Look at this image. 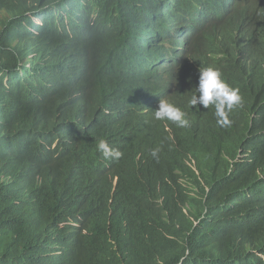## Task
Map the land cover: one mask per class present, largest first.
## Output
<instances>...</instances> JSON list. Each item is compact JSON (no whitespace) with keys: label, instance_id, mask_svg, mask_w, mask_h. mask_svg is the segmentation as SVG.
<instances>
[{"label":"trees","instance_id":"16d2710c","mask_svg":"<svg viewBox=\"0 0 264 264\" xmlns=\"http://www.w3.org/2000/svg\"><path fill=\"white\" fill-rule=\"evenodd\" d=\"M69 1L92 6L90 16L61 6ZM114 2L0 0V264H264L260 26L237 17L199 40L221 48L212 66L239 89L231 124L201 107L158 159L136 165L139 138L120 133L111 107L115 73L166 34L157 19L140 22V7L110 10ZM100 140L121 158L105 159Z\"/></svg>","mask_w":264,"mask_h":264},{"label":"clouds","instance_id":"9594fccd","mask_svg":"<svg viewBox=\"0 0 264 264\" xmlns=\"http://www.w3.org/2000/svg\"><path fill=\"white\" fill-rule=\"evenodd\" d=\"M135 1L140 6H121L125 1L115 0V6L107 7L119 11L140 7V22L152 25L157 19L156 26L166 34L159 39V47L141 46V52L134 60L115 73L122 87L115 93L111 107L120 115V133L133 132L138 136L139 146L134 150L136 155L131 156L136 165H142L141 158L158 159L162 152L168 150L172 146L173 128L194 124L191 117L201 107L215 114L219 126L231 124L229 113L242 105L239 89L229 86L221 71L212 66L214 58H223L222 51H219L221 48L205 51L199 40L213 27L220 34L223 24L237 17L247 25L260 26L264 38V0H252L249 6V0H229L227 4L224 0H213L212 3L209 0H194L192 3L184 0ZM180 3L183 6H177ZM170 4L172 7H169ZM61 6L85 19L90 16L92 8L70 6V1L61 3ZM201 12L207 15L204 20L197 21L195 28L180 24L185 18H197ZM34 23L41 25L39 20H34ZM171 23H176V26ZM165 25H171L173 32H170L171 27H163ZM183 30L187 32L185 37ZM167 49L169 53H166ZM180 51V56L174 58ZM131 63L139 70L135 71ZM141 69L150 70V78L144 80ZM258 133L259 139L264 142V128L260 127ZM97 150L105 159L119 160L122 156L120 150L110 147L104 140L98 142Z\"/></svg>","mask_w":264,"mask_h":264},{"label":"bare ground","instance_id":"6f19581e","mask_svg":"<svg viewBox=\"0 0 264 264\" xmlns=\"http://www.w3.org/2000/svg\"><path fill=\"white\" fill-rule=\"evenodd\" d=\"M225 2H228V0H224ZM228 3H230V1L228 2ZM252 3V0H249L248 2H247V6H249L250 4ZM169 7H172V4H170V6ZM143 15V14H142ZM251 22H252V18H251V20H250ZM171 25L173 26V27H175L176 25H175V23H171ZM171 25H169L170 27H171ZM249 31V30H248ZM170 32H173V28L171 27V31ZM182 34H183V37H185L186 36V34H187V32H186V30H183L182 31ZM247 34V33H246ZM248 35V34H247ZM245 36V35H244ZM243 36V37H244ZM154 37H155V32H153V33H149V34H147V36H145V40L146 39H154ZM244 39V38H243ZM243 39H242V41H243ZM241 40V39H240ZM244 42V41H243ZM247 45V44H246ZM246 45H243L244 47L246 46ZM141 46V45H140ZM246 48V47H245ZM248 49H249V47H248ZM250 51H252V50H247V52H246V55L244 54V60H246V64L247 63H249L250 62V70L248 71V72H251L252 70H251V67H252V64H251V59H250ZM244 52V51H243ZM180 54H181V51L180 52H178L175 56H174V58H178L179 56H180ZM242 59H243V55H242V57H241ZM84 64H85V62L84 61H82V63H81V66H80V69H81V73H83V68H84ZM249 66V65H248ZM249 68V67H248ZM145 100H147V99H145ZM79 120H80V122L82 123L83 122V116L82 115H80L79 117ZM201 121V120H200ZM200 128V127H199ZM201 128H202V123H201ZM204 128V127H203ZM202 128V129H203ZM201 129V130H202Z\"/></svg>","mask_w":264,"mask_h":264}]
</instances>
